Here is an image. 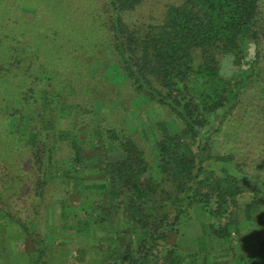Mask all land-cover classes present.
<instances>
[{"label":"trees","instance_id":"1","mask_svg":"<svg viewBox=\"0 0 264 264\" xmlns=\"http://www.w3.org/2000/svg\"><path fill=\"white\" fill-rule=\"evenodd\" d=\"M145 1L0 0V129L9 141L0 170H10L0 171V210L37 247L36 264H48L46 236L4 196L31 192L39 211L58 195L66 223L67 198L86 194L89 264H201L175 240L194 207L209 234L229 243L238 233L242 258H264V155L246 156L250 138L243 145L246 132L264 133V0H181L155 21H129L126 13ZM225 59L234 74L224 72ZM96 62L97 74L81 78ZM97 100L109 110L91 108ZM144 103L170 115L151 160L124 115ZM254 138L264 146L263 136ZM63 158L57 194L50 176ZM28 168L35 190L24 188ZM245 194L246 222L238 217Z\"/></svg>","mask_w":264,"mask_h":264},{"label":"rangeland","instance_id":"2","mask_svg":"<svg viewBox=\"0 0 264 264\" xmlns=\"http://www.w3.org/2000/svg\"><path fill=\"white\" fill-rule=\"evenodd\" d=\"M180 1L181 0H146L141 7L128 11L126 13V18L129 21H142L145 19L155 21L163 15V11L167 6L166 4L174 2L179 3ZM248 52L251 57L253 52L250 46H248ZM99 67H101L100 62L92 64L87 68L86 72H83L80 75V77L86 78L89 82L88 75L97 74L96 71ZM235 69H238V67L232 63V60L225 59L223 69L224 72L232 75L235 73ZM117 76L122 77V75H118L116 73L115 77ZM94 81L97 84L102 82L101 79H96ZM112 100L117 101V98L112 97ZM91 106V108L95 111L101 113L109 110L106 105L98 100L91 101ZM156 108V106L144 103L138 108L131 109L124 113L125 122L131 131L139 132L141 134V138L144 146L147 148L150 160L155 157L153 138H155L156 134L159 133V130L161 131V129H165V126H168L169 123L167 120L170 119V115L168 116L165 111L162 112L159 108L158 110ZM111 122L113 124L114 121L112 120ZM256 132L257 131H249V133H245L243 145L246 144L248 138H250L251 143L249 146H246L245 150H243L244 153H248L246 156L260 158L261 155H264L261 154L262 151H264V146L259 148L253 143V141L255 142L254 137L256 135L264 137V133ZM88 137L87 132L84 133L83 131V133L79 134V138L82 139V141H85ZM59 139L62 138L59 137ZM8 143L9 141L7 143L5 142V136L1 126L0 151L3 149L6 150L3 152H5L6 156L9 157ZM232 143L237 144L235 141H232ZM65 148L66 147L63 145L61 150L62 153H59L60 158L67 157L68 150ZM86 148H89L88 145H86ZM234 151L240 152V150ZM65 160L67 159L63 158L62 161H57L53 167V170L55 171L53 175H55V177L52 174L50 176V190L52 186L54 188V193H57L54 185L62 184L64 182L63 179L65 178L63 177L65 176L64 172L61 170L66 167ZM0 171L4 176L7 174L6 171H9L10 173V170L8 169H1ZM25 173L24 188L28 190L29 186H31L33 190H35L36 182L31 180L32 170L28 168ZM6 183L7 188H5V191L6 194L10 195L12 189L8 184L9 181ZM19 187L20 184L18 182L14 184V188H16V190H18ZM57 191L60 192L59 189H57ZM49 194L52 193L49 191ZM26 197L27 199H24L15 194L13 196L10 195V197L4 196V199L6 200V206L9 210L18 214L22 219L29 223V227L32 226L33 228H31L32 231L36 229L41 232L42 235L46 236L44 238L43 245L47 250L46 258L48 257V264H89L91 262L90 254L92 252L89 246L92 244L88 226V221L90 219L89 216H85L86 214L84 215L83 212L84 210H89L90 208L88 206L89 200L88 197H86V194L75 192L70 194V197L68 195L69 198H67L66 201L69 204H67L65 210L70 213V217L68 218L69 221L66 223L60 220L61 205L58 204V202L61 199L56 202L58 195L41 200V203L44 201V204L42 203L40 205L42 207L39 208V211L36 210L38 208V204L36 205L37 201L34 202L32 193H26L25 198ZM91 199H94V197ZM250 202L251 197L249 194H245L241 198V207L238 213V217L241 221L246 222L251 220L250 215L252 208ZM45 204L47 205L45 206ZM78 213L80 216L74 220L71 215H76ZM95 215L96 212L92 210V215L90 216L91 219L92 217H95ZM55 223H57V225ZM25 233L26 231H23L20 223H15L14 220L11 221L6 212L0 210V264L37 263L39 251L37 250V247L35 249V246ZM234 236L233 242L223 243L220 239L209 234L204 222L203 212L199 209V207H194L191 209V213L184 218L180 232L175 235V240L179 243L181 249L198 252L201 264H232L231 262L233 259H235L236 264H260L264 262V258L260 254L253 257L247 256L246 258H242V247L244 248V244L242 245L239 242L240 236L238 233H235ZM106 240L107 239L103 237L102 240H98V242H96L101 244L104 243V241L106 242ZM253 251H257V249H253Z\"/></svg>","mask_w":264,"mask_h":264}]
</instances>
